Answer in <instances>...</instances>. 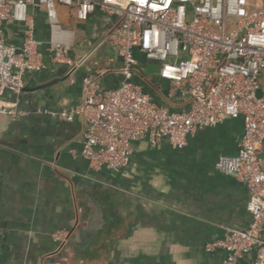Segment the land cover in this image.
Here are the masks:
<instances>
[{
  "label": "crops",
  "instance_id": "0c3cea01",
  "mask_svg": "<svg viewBox=\"0 0 264 264\" xmlns=\"http://www.w3.org/2000/svg\"><path fill=\"white\" fill-rule=\"evenodd\" d=\"M58 13L71 58L85 61L77 68L50 63L52 30L38 12L44 67L26 74L21 93L6 91L18 113L0 115V264L221 263L226 253L208 252L206 245L224 238L228 228L246 229L252 222L248 188L216 168L219 157L237 155L242 119L197 129L184 149L167 140L157 146L138 142L127 167L93 170L82 156L84 120L60 121L39 110L83 103L82 80L99 69L105 87L108 74L116 86L122 83L117 48L109 39L99 45L113 18L97 10L81 22L63 6ZM4 36L21 46L22 25L7 22ZM138 56L142 77L152 82L144 74L150 62ZM255 258L252 251L241 264Z\"/></svg>",
  "mask_w": 264,
  "mask_h": 264
},
{
  "label": "built area",
  "instance_id": "2783aa9c",
  "mask_svg": "<svg viewBox=\"0 0 264 264\" xmlns=\"http://www.w3.org/2000/svg\"><path fill=\"white\" fill-rule=\"evenodd\" d=\"M87 21L97 10L113 18L110 40L122 59L123 81L100 82L103 70L82 80L83 103L40 113L65 122L83 119L82 156L95 171L129 165L135 144L157 146L167 140L184 149L197 129L226 119H242L244 134L235 156H221L216 168L242 182L250 193L252 222L246 229L228 228L222 239L206 245L222 250L219 264H241L256 251L253 264H264V0H0V115H16L17 103L7 90L21 93L25 76L44 67L39 51L36 14L43 11L52 30V65L73 64L63 43L58 7ZM23 27L21 46L8 43L7 22ZM159 64L157 87L166 98L187 99L183 110L159 104L137 81L139 56ZM61 238L60 235L57 236Z\"/></svg>",
  "mask_w": 264,
  "mask_h": 264
},
{
  "label": "trees",
  "instance_id": "16d2710c",
  "mask_svg": "<svg viewBox=\"0 0 264 264\" xmlns=\"http://www.w3.org/2000/svg\"><path fill=\"white\" fill-rule=\"evenodd\" d=\"M137 81L144 86L145 92L153 95V97L159 104L169 106L173 111L183 110L187 106V99L180 100L175 98H166L161 92L153 89V87L143 77H138ZM179 103L182 104L179 105Z\"/></svg>",
  "mask_w": 264,
  "mask_h": 264
},
{
  "label": "rangeland",
  "instance_id": "374dc122",
  "mask_svg": "<svg viewBox=\"0 0 264 264\" xmlns=\"http://www.w3.org/2000/svg\"><path fill=\"white\" fill-rule=\"evenodd\" d=\"M76 53L78 57L84 56V51L82 50L80 45H76ZM95 58H97V56L94 57L93 59ZM158 71H159V64L156 62H150L146 65L144 72L145 76H148V78L152 80V84H154L157 87L160 86V83L157 78ZM263 88H264V81H263Z\"/></svg>",
  "mask_w": 264,
  "mask_h": 264
},
{
  "label": "water",
  "instance_id": "95a60500",
  "mask_svg": "<svg viewBox=\"0 0 264 264\" xmlns=\"http://www.w3.org/2000/svg\"><path fill=\"white\" fill-rule=\"evenodd\" d=\"M104 80L107 84L108 87H116V85L114 84V75L112 74H108L104 77ZM155 90H158V88L156 86H154V84H152V82H150L149 80H146ZM46 85L37 87L35 90H39L42 88H45ZM100 209V208H99ZM101 210V209H100ZM256 252V251H255Z\"/></svg>",
  "mask_w": 264,
  "mask_h": 264
}]
</instances>
